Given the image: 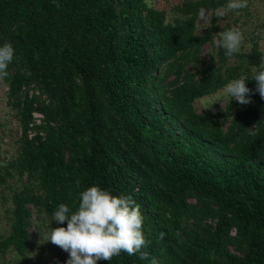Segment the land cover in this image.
Listing matches in <instances>:
<instances>
[{"label":"trees","instance_id":"trees-1","mask_svg":"<svg viewBox=\"0 0 264 264\" xmlns=\"http://www.w3.org/2000/svg\"><path fill=\"white\" fill-rule=\"evenodd\" d=\"M227 3L0 0V46L14 48L0 85L19 129L0 158V264L34 247V212L44 241L66 227L52 220L59 204L77 210L92 185L134 199L148 242L145 260L121 252L98 264H264V99L251 79L264 58L253 38L232 57L217 45L200 57L225 31L215 11ZM201 10L212 26L197 33ZM240 76L250 104L195 109ZM35 110L43 123L29 137ZM50 246L51 264H64Z\"/></svg>","mask_w":264,"mask_h":264},{"label":"clouds","instance_id":"clouds-1","mask_svg":"<svg viewBox=\"0 0 264 264\" xmlns=\"http://www.w3.org/2000/svg\"><path fill=\"white\" fill-rule=\"evenodd\" d=\"M246 7L247 0H228L220 15ZM203 14L204 10H201ZM243 40V33L233 28L223 32L215 43L225 50V56L232 57L239 52ZM13 58L14 48L11 43L5 42L0 46V81L8 76V65ZM248 79L247 76H240L231 80L211 103L222 99L230 103L235 99L241 105L250 104L253 90L245 83ZM251 79L256 82L255 91L264 99V64L259 66ZM76 186L79 188V181H76ZM78 196L77 210L71 211L61 203L52 215V220L60 225L67 222L66 227L51 228L44 238V241H50L68 253L64 264H98L101 260L111 261L121 252L138 254L141 260L148 258V253L142 250L148 243L143 234L144 217L131 196L113 195L98 185L87 187Z\"/></svg>","mask_w":264,"mask_h":264},{"label":"rangeland","instance_id":"rangeland-1","mask_svg":"<svg viewBox=\"0 0 264 264\" xmlns=\"http://www.w3.org/2000/svg\"><path fill=\"white\" fill-rule=\"evenodd\" d=\"M147 1L155 7L165 8L168 10L172 5L180 3L182 0ZM224 9L225 8H220L215 11L218 15L220 28H225V31L236 28L243 33L244 40L240 47L241 50H248L251 44V39L253 38L257 42L258 48L261 50L264 58V28L260 26L264 22V0L247 1L246 8L227 11L221 16L220 12ZM211 19V11H204L203 15L200 13L197 20L196 32L203 33L204 30L211 27ZM225 31L220 32L222 34ZM216 41L217 37H214L213 44H205L201 49L200 57L204 63L209 62L210 58L214 55L216 51L215 46L217 45L215 43ZM223 88L213 94L196 99L194 102L195 109L198 112L207 110L214 112H225L226 106L228 104L227 100L222 99L220 102L211 103L213 100L217 99ZM231 101L234 104L231 112H235L243 107V105L239 104L235 99H232ZM227 123L228 121L224 123V126H226ZM18 134V123L14 116V112L6 103V87L0 85V158L4 159L12 154L14 140L16 137H18ZM5 206L6 205L0 204V212H2L3 207ZM39 221L40 218H38L34 212L32 215V223L29 227V232L35 245L26 253L23 258H21V263L19 264H51L49 257L54 252V248L50 246V241H43L41 237L42 234L39 232V228L36 226L37 222ZM6 258L8 260H12L13 262H16L20 259V257L16 256L14 253L7 254Z\"/></svg>","mask_w":264,"mask_h":264},{"label":"built area","instance_id":"built-area-1","mask_svg":"<svg viewBox=\"0 0 264 264\" xmlns=\"http://www.w3.org/2000/svg\"><path fill=\"white\" fill-rule=\"evenodd\" d=\"M32 91H30L31 93ZM37 95H39L38 91L35 92ZM43 118H44V114L38 110H35L32 112V119L29 123V129H28V136L32 137L33 135H35L36 131L34 129V127L39 126L43 123ZM40 135L43 134L42 131L39 132Z\"/></svg>","mask_w":264,"mask_h":264}]
</instances>
